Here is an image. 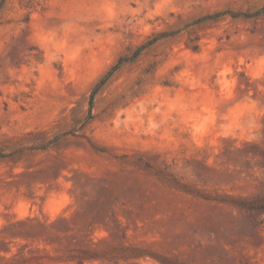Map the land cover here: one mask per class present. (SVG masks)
Segmentation results:
<instances>
[{"label":"rangeland","instance_id":"374dc122","mask_svg":"<svg viewBox=\"0 0 264 264\" xmlns=\"http://www.w3.org/2000/svg\"><path fill=\"white\" fill-rule=\"evenodd\" d=\"M263 7L6 0L0 264H264Z\"/></svg>","mask_w":264,"mask_h":264},{"label":"trees","instance_id":"16d2710c","mask_svg":"<svg viewBox=\"0 0 264 264\" xmlns=\"http://www.w3.org/2000/svg\"><path fill=\"white\" fill-rule=\"evenodd\" d=\"M5 2H6V0H0V9L3 7ZM263 12H264V7L258 11H255V12H238V11L235 12V11H228V10L218 11L215 13L203 15V16L197 18L195 21L196 22L208 21V20L217 19V18L225 16V15H230L232 17H254V16H257ZM169 34L170 33L164 32V33H161L160 36H158L157 38H160L161 36H166ZM156 39H153V40L149 41L148 43H145V44L141 45L140 47H138V49L135 51V53L131 57L120 58L119 61L112 67V69L97 83V85L95 86V88L91 94L90 102L92 103V100L94 98L96 90L99 87H101L107 81V79L111 76V74L113 73L114 70L119 68L123 64L124 61L132 60V58H134L142 49H144L146 46H148L150 43H152ZM241 206L247 210H256V209L264 210V198L244 201L243 203H241Z\"/></svg>","mask_w":264,"mask_h":264}]
</instances>
